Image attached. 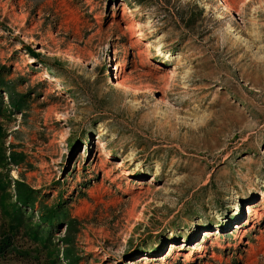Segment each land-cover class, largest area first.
Wrapping results in <instances>:
<instances>
[{
	"label": "rangeland",
	"instance_id": "374dc122",
	"mask_svg": "<svg viewBox=\"0 0 264 264\" xmlns=\"http://www.w3.org/2000/svg\"><path fill=\"white\" fill-rule=\"evenodd\" d=\"M0 241L264 264V0H0Z\"/></svg>",
	"mask_w": 264,
	"mask_h": 264
},
{
	"label": "trees",
	"instance_id": "16d2710c",
	"mask_svg": "<svg viewBox=\"0 0 264 264\" xmlns=\"http://www.w3.org/2000/svg\"><path fill=\"white\" fill-rule=\"evenodd\" d=\"M12 105L17 106V102L13 101ZM27 192H29V190H27L25 193H19L18 192L17 201H16L17 205L19 202L24 203V204H26V203L31 204V199H30L31 197H29V194L27 195ZM63 206H64L63 200L57 201L50 208L45 209L44 215L41 216V219H44V220L49 219L50 220L53 216H55L56 211L64 209ZM17 207L20 209V206H17ZM1 245H2V241H0V252L2 251Z\"/></svg>",
	"mask_w": 264,
	"mask_h": 264
},
{
	"label": "bare ground",
	"instance_id": "6f19581e",
	"mask_svg": "<svg viewBox=\"0 0 264 264\" xmlns=\"http://www.w3.org/2000/svg\"><path fill=\"white\" fill-rule=\"evenodd\" d=\"M132 156V155H131ZM130 155H129V157H131ZM231 207H234V205H232Z\"/></svg>",
	"mask_w": 264,
	"mask_h": 264
}]
</instances>
